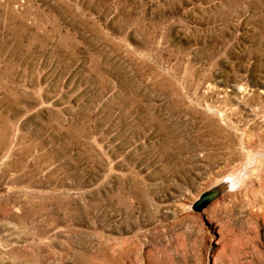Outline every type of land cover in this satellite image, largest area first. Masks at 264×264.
Instances as JSON below:
<instances>
[{
    "label": "rangeland",
    "instance_id": "1",
    "mask_svg": "<svg viewBox=\"0 0 264 264\" xmlns=\"http://www.w3.org/2000/svg\"><path fill=\"white\" fill-rule=\"evenodd\" d=\"M0 264H264V0H0Z\"/></svg>",
    "mask_w": 264,
    "mask_h": 264
},
{
    "label": "water",
    "instance_id": "2",
    "mask_svg": "<svg viewBox=\"0 0 264 264\" xmlns=\"http://www.w3.org/2000/svg\"><path fill=\"white\" fill-rule=\"evenodd\" d=\"M238 184V180L233 177H227L222 183L204 192L198 201L195 202L194 207L201 210L208 205L212 200L218 197L221 193L229 188H234Z\"/></svg>",
    "mask_w": 264,
    "mask_h": 264
}]
</instances>
